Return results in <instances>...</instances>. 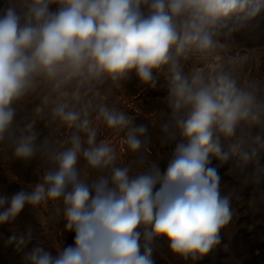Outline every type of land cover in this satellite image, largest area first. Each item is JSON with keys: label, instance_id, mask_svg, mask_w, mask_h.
<instances>
[{"label": "clouds", "instance_id": "1", "mask_svg": "<svg viewBox=\"0 0 264 264\" xmlns=\"http://www.w3.org/2000/svg\"><path fill=\"white\" fill-rule=\"evenodd\" d=\"M262 61L264 0H6L0 154L34 164L38 181L0 195V225L30 207L46 231L63 220L75 233L23 264H156L160 243L195 264L215 250L238 197L213 158H236L232 174L264 202ZM133 76L167 84L153 123L177 142L163 173L147 161V127L112 99ZM32 239L29 227L7 243L20 252Z\"/></svg>", "mask_w": 264, "mask_h": 264}, {"label": "rangeland", "instance_id": "2", "mask_svg": "<svg viewBox=\"0 0 264 264\" xmlns=\"http://www.w3.org/2000/svg\"><path fill=\"white\" fill-rule=\"evenodd\" d=\"M6 0H0V9L5 6ZM254 75L264 77V61L261 62ZM167 95V84L161 77L155 88L142 87L135 76L128 80L123 91L117 93L112 99L118 106L128 109V114L135 117L137 125H145L150 138V155H147L149 163L155 162L161 173H163L176 146L177 141L162 143L163 134L159 129V122L153 123L156 113L166 111L164 98ZM31 106H29L30 108ZM24 113H21L23 116ZM36 130L41 138L47 134L42 122H37ZM257 130L253 129V134ZM105 137L113 142L119 143L117 137L105 133ZM123 149V146L120 145ZM8 159L0 154V195L11 196L21 189L30 190L29 185L38 181L35 165H24L15 160L11 152L7 154ZM130 160L132 157L128 156ZM261 164L264 165V153L260 155ZM236 158H232L224 164L213 158L212 165L218 167L221 177L222 191L227 194L235 190L238 198L233 200L236 215L230 226L221 232V244L195 264H264V202H260L252 184H243L242 178L238 179L232 174ZM140 171L146 168L139 169ZM252 166L245 174L252 172ZM257 199L255 205L253 198ZM33 231V239L28 246L20 252L15 250L14 244L7 241L13 232L17 236L25 234L28 228ZM64 221L50 223L48 231L40 224L36 212L26 207L12 224L0 225V264H23V256L36 245H42L46 250L55 255V244L62 247L74 244V232L63 231ZM227 246V247H225ZM156 264H191L173 257L164 243H160L158 251L154 252Z\"/></svg>", "mask_w": 264, "mask_h": 264}]
</instances>
